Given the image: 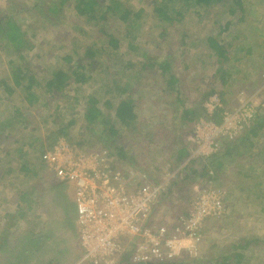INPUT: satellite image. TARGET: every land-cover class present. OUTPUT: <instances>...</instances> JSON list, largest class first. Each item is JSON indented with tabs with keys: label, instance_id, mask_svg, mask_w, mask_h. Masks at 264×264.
<instances>
[{
	"label": "rangeland",
	"instance_id": "374dc122",
	"mask_svg": "<svg viewBox=\"0 0 264 264\" xmlns=\"http://www.w3.org/2000/svg\"><path fill=\"white\" fill-rule=\"evenodd\" d=\"M35 1L0 0V17L7 14L13 15L15 17L14 20L17 22L21 20L20 23L23 26V30L27 33V38L30 39L32 45V49L23 50L22 52L26 55L28 63L31 62L29 63L31 69L38 71L39 78L42 76L48 77L55 68L66 69L69 65H73L64 61L63 58L65 55L71 54L74 60H77L78 56L72 54V50L74 47L76 48L75 45L77 43L81 42L85 46L84 49L78 48L82 56L89 45L99 43L102 46L106 44L104 41L105 37H102L97 30H94L92 24L86 19L78 18L73 7L68 3L60 7V0H38L37 2H39L42 9L36 10ZM121 1L129 9H134L135 12L144 8L148 14V16L142 15L138 32H133L135 50L128 47V39H123L125 28H123L121 19L118 16L108 17L110 21L107 27H110L117 38L123 39L121 41V60L125 62L132 60L131 62L135 64V72L136 70L140 71V63L145 59L152 64L168 61L171 69L177 71V77L180 79L177 85H180L182 102H178L177 93H171L166 82H164L165 79H162L153 69L144 72L140 81L132 82L127 77H124L123 80L120 77L121 84L129 82V84L134 85L140 91L138 94L137 92L135 93L142 100L137 110L139 114L138 123L134 124L130 129L118 127L121 131L119 133L122 134L116 138V141L110 134H106L107 136L104 137L105 141H101L100 133L102 132V135L104 133L103 124L98 123L96 127L93 126L96 129L94 131L86 130L84 121L81 118V111L88 95L99 96V90L110 85L111 79L100 71H95L96 68L99 69V67H96L95 69L93 68L95 71L93 73H96L95 80L85 86L83 99L78 103L75 102L72 91L67 92L66 95L69 97H55L49 104L47 102L49 98L46 100L48 95L43 97L42 92L36 91L41 96V99L32 108L25 104L27 106L25 108L22 105L23 101L21 102L20 96L16 94L9 99L5 98L1 101L0 125L6 126L9 123L12 118L10 114L12 113L13 116L12 107L21 106L23 109L22 113L30 114L27 120L28 123L36 124L34 131L29 130V127L25 126V118L21 119L14 115V121L18 122L15 126H6L5 133L11 132L15 134L20 131L26 134L27 137L24 144L28 146L29 155L27 159L31 163H36V159H38V154L34 153L30 147L33 137L43 139L44 147H48L47 138L51 135L53 136L61 125L68 123L72 118H77L78 123L70 130V137L61 138L58 142L63 140L68 144L70 142L76 144L79 142V137L86 133V135H92L88 137V139L93 140L91 141L92 146L96 144V148L100 149L104 145H108L111 142L110 139H112L114 143L116 142L115 145L123 147L126 151L134 152V156L137 155L135 159L140 164L134 165L135 169L140 171L141 175L145 174L147 180L151 183H160L167 179V176L175 174V177L166 183L165 191L154 208L155 223L168 226L174 224L179 216L187 212L194 195L192 186H195L196 179H199V177H196L193 181H186L183 179L184 176H182V185L174 183L179 178V173L184 175L187 162L179 164L172 158L176 155V150L180 149L184 144V141H188V138L186 139L184 135L190 132L191 136L193 133L191 130L192 125L184 131V124L180 120L183 108H191L194 105L193 107L199 118L197 121L206 119L203 117L204 115L208 117L204 107L206 98L217 92L221 95V99L223 100L224 98L225 100V102L221 100L222 105L226 103L230 105L232 103L231 100L235 99L236 96L235 100L237 103L233 106L234 109H225V111L235 112L239 106L240 99H244L259 109L260 116L262 113L264 114V90L259 87V84L253 90L250 88L251 83L245 86L244 82L241 81L244 66L250 64L248 61L230 59L226 63H219L217 58H210L207 54L205 57L207 61L202 58L196 60L188 55L189 52L191 53V40H186L184 45L180 44L182 37L185 35L184 33L186 35L190 33L189 38L192 37L195 40L196 37L200 43L208 36L216 37L220 32V28L225 26L227 22H230L231 26L227 29L226 34L222 35V39L227 43L228 39L234 35L240 37L238 30L243 22L241 21L239 10H236V14L230 15L224 8L217 6L212 8L208 15L204 16L203 14L204 18L202 19H197V16L193 15L191 10L188 13L190 14L189 18L178 24L175 32L174 28L169 29L166 26L165 28L164 25L153 21L150 15V13L152 14L151 4L143 0ZM242 1H248L250 5V7H248L249 5L246 7L247 13L250 9V11L255 10L261 15L259 16V22L263 26L264 0ZM22 6L27 10L15 15ZM55 8L58 10L55 13L51 12ZM41 11L47 13L50 19L44 20V18H41ZM101 24L104 23L101 22ZM163 32H165L164 35L162 34ZM219 38L221 39V35ZM200 43L197 52H201L202 56H205L204 49ZM232 53L233 50L230 51L231 55H233ZM18 55L19 52H15L10 45H4L0 39V77L8 74L10 61L13 59L17 60ZM106 56L116 59V52H107L98 58L104 62ZM73 63L76 62L73 61ZM220 68L228 72L233 69L234 74L238 73L239 75H235V78L232 76L231 83H229L227 74L222 75L217 72ZM261 78L264 80V74L261 75ZM262 85H264V82ZM258 88H260L261 92H257ZM164 89L167 90L166 94ZM235 93L236 95H234ZM255 93L257 94L255 95ZM2 94L1 91L0 96L4 97ZM158 95H160L159 98H157ZM106 97L108 98L109 96L107 95ZM100 99L102 100V105L104 99ZM57 116L61 122L58 119L56 121L55 117ZM62 121L63 124H60ZM10 123H13V120ZM161 123L166 125L165 129L160 125ZM15 128L17 131H14ZM259 133L258 141L251 140V142H247L245 140L239 147H247L251 151L252 146L250 144H255L256 142L264 147V129ZM168 138L170 139L169 142H167ZM222 139H219L221 143L224 142V139ZM228 140V142H231L236 139ZM7 147V142L4 144L0 143V240H5L14 233L18 239L21 235H25L23 236L25 243H17L14 247L17 248L16 252L20 262L7 263L3 261L2 264H91L82 262L79 230L76 223L77 207L73 191L68 182L58 179L54 172L48 171L47 168L37 167L35 168L38 177L29 175L30 177L24 178L23 172L19 170V165H16L17 167L14 169H10L9 164L19 159L13 158L15 159L13 160L9 153L6 152L7 150H5ZM72 147L75 148L74 145ZM260 150L262 149L260 148ZM143 151H146V153ZM257 151H259L258 148ZM91 152L94 153V151ZM96 152L106 153L105 150ZM245 161H249V166H246ZM241 163H244L245 166L238 162L228 163L229 165H226L225 172L218 176L216 182L213 181L216 188L225 192L226 201L222 214L207 219L202 229L201 242L192 244L186 242L187 248L182 250L181 254L176 258L184 259L188 264H218L225 257L233 256L237 252L234 247L241 241L264 239V157L251 158V160L245 157L241 160ZM192 170L197 171V169L193 168ZM190 171L188 170L189 176H193V172ZM199 172L201 173L202 171ZM206 176L201 175L200 182L198 183L197 181L201 187L208 184L209 176L208 178ZM156 179L158 180L156 181ZM45 182L55 187H53L51 193L53 201L45 204L50 197L44 200L46 195L44 193L42 205L38 206L35 200L38 193L34 192L33 195L32 190L41 191L40 188ZM19 193H28L31 198L35 196L32 208H27L23 203L16 205V202L12 201L13 196ZM34 234L43 239L42 242L44 243L42 245L31 241L30 237H33ZM262 245L263 243L251 244L248 250L245 251L247 259L243 263L264 264V246Z\"/></svg>",
	"mask_w": 264,
	"mask_h": 264
},
{
	"label": "trees",
	"instance_id": "16d2710c",
	"mask_svg": "<svg viewBox=\"0 0 264 264\" xmlns=\"http://www.w3.org/2000/svg\"><path fill=\"white\" fill-rule=\"evenodd\" d=\"M38 0L35 1V9L41 10L42 7H40ZM146 3H149L152 5V16L153 21H156L155 23L162 24L164 27L174 28L175 32L177 30V25L184 22L186 19L189 18L188 14L191 10L193 11V15L195 14L197 16V19H202L203 14L204 16L209 14V11L214 7H221L224 8L230 15L236 14V12L239 10L241 14V21L246 24L250 25L251 29L255 30V35H259V39L264 40V24L263 28H260L258 24H260V17L261 16L258 12H255V10L248 11L246 10V7L249 5L248 1H242V0H143ZM37 2V3H36ZM68 3L70 6L73 7L75 14L78 18L86 19L89 23L92 24L94 27V30H97L102 37H105V43L104 45L100 46L99 43H95L94 45L91 44L88 47H86L85 54L82 56L80 51H78V48L84 49L85 46H83V43H77L72 50L73 55H77V60H74V57L71 54L65 55L63 58L64 61L68 63H72L73 65H69V67L65 68H55L51 71L48 77L42 76L41 78L38 77V71H34V69H31V66L28 63V60L26 59V55L23 50H30L32 49V45L30 42V39L27 38V33L23 30V26L20 22H17L14 20L15 17L13 15H7L0 17V39L4 45H10L13 47L15 52H19L17 60L13 59L10 61V69L8 70V74L4 77H0V92L2 91V95L4 97L0 96V103L5 98L9 99L10 97H13L14 95H18L21 98V102L23 107H29L32 108L34 104H36L40 99L41 96L36 92H42L43 97L44 95H48L46 100L48 99V104L50 101L55 97H62L67 98V92L72 91L74 93V99L75 102L78 103L83 96V92L86 89L85 86L89 85L91 81L95 80L96 73H93L95 71H100L101 73L108 76V78L111 79L110 85H107L106 87H103L102 90H99V96L95 95H88L87 100L84 104L82 113V120L84 121L86 130L94 131V127L98 125V123L103 124L104 126V133L102 135V132L100 133L101 141H105L106 134H110L111 137L116 138L118 136H121L122 133L119 130L120 127L130 129L134 124L136 125L138 123L139 114L137 112L140 104H141V98L137 95L139 91L138 88H135L134 85H131L128 83L121 84L120 77L122 80L124 77H127L130 79V81H140L142 75H144V72L153 69L156 73H158L159 76L164 78L169 87V90L171 93L175 92L177 93V100L178 102H182L180 96V88L177 85L180 82L179 77H177V71H174L171 69V65L168 61H165L164 63H156L152 64L148 60H144L142 63H140V71L135 72V64L130 61H122V55L121 52V41L125 38L128 39V47L130 49L135 50L134 47V40L135 36L133 35V32H138V27H140V20L142 18V15L148 16L146 10L144 8H141L137 12H135L134 9H129V7H126L125 4L121 0H60L59 6L63 7L64 4ZM250 7V5L248 6ZM27 9H25L23 6L19 8L18 12L15 13L18 14L20 12H24ZM58 10L57 8L53 9V13ZM237 10V11H236ZM42 12V11H41ZM40 12V13H41ZM14 15V16H15ZM247 15H249L247 17ZM109 16L116 17L118 16L121 19V22L123 24V28H125V35L123 39L117 38L113 31H111L110 27H107L109 25L110 19H108ZM41 18H44V20H49L50 16L47 13L42 12ZM249 18L253 19L250 20ZM103 22L104 24H101ZM254 23V24H253ZM256 23V24H255ZM126 26V27H125ZM231 26L230 22H227L225 26L220 28V32L218 33V36L212 37L208 36L206 39V45L207 48L210 51L211 56H215L219 63H226L230 61L228 48H230L231 45L221 43L220 41V35H222L224 30H227ZM165 27V28H166ZM167 30V29H165ZM163 35L165 32L162 33ZM185 35L182 37V41L180 44L184 45L186 44V40L193 39L192 37L189 38L190 33H184ZM239 37V36H237ZM241 38V50L244 51L246 54L244 56H250L251 58L254 57L256 50H260V53H262V50L264 48L263 41L261 42V45H258V43H255V45L250 44L249 41L252 40L250 35H244L240 33ZM257 48V49H256ZM259 48V49H258ZM110 52H116V59L115 58H108L109 56H106V60L102 62L99 58L105 54ZM209 55V54H208ZM140 56V55H139ZM99 57V58H98ZM261 57L264 59V53L261 55ZM250 58V59H251ZM250 59L248 63L250 62ZM129 60V59H128ZM27 61V62H26ZM76 62V63H73ZM104 63V66H103ZM96 67H99L97 69ZM95 69V71L93 70ZM256 70V69H255ZM258 72L259 74H264V62L260 63L258 65ZM223 73H222V72ZM48 72V71H46ZM45 72V73H46ZM219 73L222 75H226L227 78L230 77L228 74V71H224L223 69H219ZM259 78V86L263 84L264 80ZM223 78V76H222ZM120 82V83H119ZM223 82H225L223 80ZM226 83V82H225ZM159 86L161 84L158 83ZM177 85V86H176ZM175 86V88H174ZM116 89V91H115ZM166 89H164V93L166 94ZM137 92V94H135ZM163 92V90H162ZM161 92V93H162ZM109 96L108 98L106 96ZM208 95V94H207ZM160 95H158L157 98H159ZM103 98V104L101 105V99ZM205 99V98H204ZM207 99V98H206ZM27 104V106H25ZM1 105V104H0ZM48 106V105H47ZM192 105L191 108H183V112L181 115L180 120L184 124V131H186V128L190 127L192 125V132L194 131L195 124L197 123V113L196 110ZM7 109V108H6ZM10 109V108H9ZM225 105H223L222 109H219L215 115L212 117H207L204 115L203 117L207 118L208 120L213 121L217 125H220L223 121V113L225 112ZM11 110H13V116L12 113L10 114V119L13 120V123H7L6 126H15V124L18 122L14 121V115L17 117H20L21 119H26V127H29V130H35L36 124L28 123L27 118L30 117V114L22 113L21 106H15L12 107ZM72 113V110H71ZM56 121H58L59 117H55ZM58 119V120H57ZM61 122V120H59ZM199 121V120H198ZM78 123L77 118H72L68 123L61 125L59 130L53 136H49L47 138V141L49 143L48 147H44V141L43 139H40L38 137H33L31 141V149L34 153L38 154V159H36V163H31L30 160L27 159L29 152L27 149L28 146L25 143V138L27 137L26 134H23L19 131V133H5L6 126L0 125V143L4 144L5 142L8 143V147L5 149L6 152L9 153V156L13 158H18L19 160L12 161L9 166L10 169H14L19 165V170L23 172L24 178L30 177L29 175L37 176L36 168H42L46 169V164L42 161V156L45 154L47 150H50L53 148L57 143L58 140L61 138H68L70 137V130L74 128ZM161 126L163 128H166V125L161 123ZM189 125V126H188ZM8 126V127H9ZM94 126V127H93ZM93 127V128H92ZM119 127V128H118ZM14 128V127H13ZM181 128V129H183ZM189 129V128H188ZM264 129V114L262 113L257 121L250 126L248 129L243 131L244 135L239 136L234 141L228 142L229 140L225 138L224 142H222V146L219 152L215 153L208 159H193L189 161L186 165V170L184 171V175L182 173H179V178L174 181L177 185H182V176H184L183 179L186 181L195 179L196 177L202 175L206 176L208 178L209 171H213V174L215 175L214 178L212 177L213 181L216 182L218 176L223 174L226 169V165H229L228 163H235L239 162L240 159L236 153H234V149L238 148L239 145L242 144L243 141L251 142L253 138L259 137V132ZM14 130V129H13ZM12 130V131H13ZM14 131H17L15 128ZM92 133V132H91ZM242 134V133H241ZM82 137H79V142L74 144H70L75 146V149H77L80 152H91L99 150H105L108 157L111 158L113 161V167L122 169L123 171L135 169L134 165H138L139 161L135 159L137 155L134 156V152L132 151H126L123 147L118 146L117 144L113 142L112 139L111 142H109L108 145H104L101 148L97 149L96 144L95 146H92L93 140L88 137H91V134L84 133L81 135ZM222 139V140H223ZM169 142L170 139H167ZM228 140V141H227ZM91 142V143H90ZM90 144V145H89ZM107 144V143H106ZM189 143L184 141V144L181 146L180 149L176 150V155L172 158L174 161H177L179 164L186 162L189 155ZM250 146L253 149L254 146L258 147V144L251 143ZM106 148V149H105ZM264 151V147H260ZM4 151V150H3ZM146 153V151H143ZM103 153V152H102ZM234 153V154H233ZM40 157V159H39ZM259 157H264V152L260 153ZM13 159V160H15ZM171 163V162H170ZM140 164V163H139ZM173 168V167H172ZM197 169L196 170H192ZM48 169V168H47ZM175 169V168H174ZM172 170V169H170ZM188 170L193 172V176H189ZM48 171H50L48 169ZM173 171V170H172ZM190 171V172H191ZM199 171H202L201 173ZM140 172V171H138ZM174 173V172H173ZM145 175V174H144ZM146 176V175H145ZM147 178V176H146ZM211 178V177H210ZM158 179H156L157 181ZM54 185H51L50 183L45 182L44 185L40 188L41 191L38 190H32V193L34 195V192L38 193L37 198L35 200L38 203V206L42 205L43 201V195H45V199L47 200V203L50 201H53L51 198V193ZM55 188V187H54ZM31 193V194H32ZM264 194V193H263ZM34 198H31L28 193L22 194H15L13 196L12 201L16 202V205L23 203L27 206V208H32V203L34 202ZM226 198L224 199V206H225ZM44 207V206H42ZM25 235H21V237L18 239L16 237V234L12 233L9 235V237L5 240H0V264H2L3 261H6L7 263H17L20 262V259L18 258L16 249L12 248L13 243L18 244H24ZM32 242H35L39 245H42L44 242L43 239L40 237H37L35 234L33 237H30ZM45 239V237H44ZM263 243L262 246H264V239H257V240H244L241 241L234 249L237 251L234 253L233 256H227L223 259L222 262L218 264H244V260L247 259V255H245V251L248 250V248L251 246V244H258ZM16 252V253H15ZM23 252V251H22ZM130 254H125L122 259L119 261L118 264H132L129 260ZM92 264V263H91ZM150 264H188L187 261L184 259L179 258H172L150 263Z\"/></svg>",
	"mask_w": 264,
	"mask_h": 264
},
{
	"label": "built area",
	"instance_id": "2783aa9c",
	"mask_svg": "<svg viewBox=\"0 0 264 264\" xmlns=\"http://www.w3.org/2000/svg\"><path fill=\"white\" fill-rule=\"evenodd\" d=\"M204 107L210 118L223 105L220 97L213 95ZM258 117L259 109L240 99L235 112L223 113L220 125L200 119L189 138L194 147L186 162L208 159L220 151L219 139H237ZM42 160L72 188L82 262L118 264L127 253L132 264L176 258L187 248L186 242H201L205 221L221 215L225 208V192L215 187L213 171H209L208 184L196 190L187 212L170 226L157 225L154 208L175 174L151 183L136 170L114 168L105 152H80L63 140L47 150Z\"/></svg>",
	"mask_w": 264,
	"mask_h": 264
},
{
	"label": "crops",
	"instance_id": "0c3cea01",
	"mask_svg": "<svg viewBox=\"0 0 264 264\" xmlns=\"http://www.w3.org/2000/svg\"><path fill=\"white\" fill-rule=\"evenodd\" d=\"M254 24V23H253ZM256 24V23H255ZM258 26L260 27V28H263V26L262 25H260V24H258ZM226 31L227 30H224L223 31V33H222V35H225L226 34ZM238 32H240V33H242V34H244V35H250L251 36V38H252V40L251 41H249L250 42V44H253V45H255V43H258V45H261V42L263 41V43H264V40H260L259 39V35H255L256 33H255V30H253V29H251V26L250 25H246V24H241L240 26H239V30H238ZM255 33V34H254ZM222 35H221V39H220V41H221V43H225V44H227L228 45V47H229V45H231L230 46V48H228V52H229V57H230V59H232V60H234V61H249V59L251 58L250 56H244L246 53L244 52V51H240L241 50V46H240V43H241V38L240 37H237L236 35H234V36H232V37H230L229 39H228V41H227V43L224 41V39H222ZM195 37V36H194ZM207 39V38H206ZM206 39L202 42V43H200V41H199V39H197L196 37H195V40H194V38L193 39H191V41H190V49H191V53L189 52V54L188 55H190L192 58H195L196 60L198 59V58H202V59H205V57H206V54H207V56H209L210 58H216L215 56H211V54H210V51H209V49L207 48V45L205 44L206 43ZM199 43H200V45H201V47L204 49L203 51L205 52V56H202V54H201V52L200 53H198L197 52V50H199L198 48H199ZM257 49V48H256ZM259 49V48H258ZM231 50H233V55H231L230 54V51ZM208 51H209V53H208ZM255 54H253V55H255L254 57H252L251 59H250V64H247V66H244V71L242 72V75H241V81L242 82H244L243 84L245 85V86H248V83H251V87L250 88H252L253 90H255L254 89V87L255 86H257L258 84H259V78H260V75L261 74H259V72H258V65L260 64V63H263L264 62V59L261 57V55L264 53V48H263V50H262V53H260V50H256V52H254ZM209 54V55H208ZM239 56V57H238ZM205 61H207L206 59H205ZM202 62V61H201ZM217 62H219L218 61V59H217ZM256 62V63H255ZM221 69V68H220ZM256 69V70H255ZM224 70V69H223ZM238 71V70H237ZM217 72H219V70L217 71ZM222 72V71H221ZM239 72V71H238ZM229 73V75H230V77L228 78L229 79V83H231V78H232V76H233V78H235V75H239L238 73H236V74H234V71H233V69H231V72L229 71L228 72ZM240 73V72H239ZM215 74H216V72H215ZM253 84V85H252ZM223 87H225V86H223ZM262 90H264V85H260L259 86ZM260 88H258V90H257V92H261L260 91ZM257 93H255V95H256ZM213 95H218L219 97H220V99H221V95L219 94V93H217V92H214L213 94H211L209 97H211V96H213ZM234 95H236V93L234 94ZM208 97V98H209ZM233 97V96H232ZM207 98V99H208ZM223 98V97H222ZM235 99H236V96H235ZM234 98L231 100L232 101V103H230V105L229 104H225V108H226V110H233L234 108H233V106H235V104L237 103V101L235 100ZM222 100V99H221ZM223 100H224V98H223ZM222 100V101H223ZM224 102H225V100H224ZM209 117V116H208ZM187 135H184V136H186V139L188 138V141H186L187 143H189V150L188 151H190L193 147H194V145L189 141V138H190V132L188 133H186ZM241 135H244V133H242V134H240L239 136H241ZM239 138V137H238ZM257 138H253V140L254 141H258L259 139H257ZM255 144H258L257 142L255 143ZM261 147V145H259L258 144V147H256L255 146V148L253 147V149L251 150V151H249L248 150V148L246 147V148H244V147H239L238 146V148H236V149H234V153H236V155H238V157H239V159H240V161L238 162L239 164H242V165H244L245 166V164L244 163H241V160L242 159H244L245 157H248V159L249 160H251V158L252 159H256L257 157H259V155H260V153H262V152H264L263 151V149L262 150H260V147ZM257 148H258V150L259 151H257ZM233 153V154H234ZM248 153V154H247ZM261 158V157H260ZM201 159V158H200ZM245 163H246V166H249V161H245ZM228 176H230L231 177V175L230 174H228ZM199 179H200V174H199ZM214 178V177H213ZM147 179V178H146ZM199 179H196V181H195V186H192V188H193V192H194V195L192 196V200L191 201H193L194 199H195V196H196V190H198L199 188H201V186L200 185H198V183L200 182V180ZM197 181H198V183H197ZM72 189V188H71ZM73 197H74V195H73ZM154 213H153V217H154ZM154 222H155V220H154ZM170 226V225H169ZM36 233V232H35ZM16 242L15 243H13V245H12V247L14 248L15 246H16ZM16 253V252H15ZM12 263V262H11Z\"/></svg>",
	"mask_w": 264,
	"mask_h": 264
}]
</instances>
